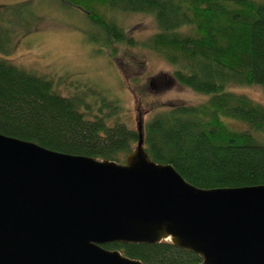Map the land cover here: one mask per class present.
Returning <instances> with one entry per match:
<instances>
[{"label": "trees", "instance_id": "16d2710c", "mask_svg": "<svg viewBox=\"0 0 264 264\" xmlns=\"http://www.w3.org/2000/svg\"><path fill=\"white\" fill-rule=\"evenodd\" d=\"M66 1L77 6L84 1L87 15L108 42L135 43L104 10L95 9L94 1L110 10L152 13L158 30L144 45L174 65L169 75L176 81L210 93L203 102L163 108L142 122L144 146L153 160L171 162L186 180L202 187L264 183V103L228 85L264 87V0ZM23 12L16 8L11 16L22 17ZM100 103L94 112L85 92L62 94L48 75L0 56V132L56 150L123 162L138 140V129L119 118L110 120L118 116L116 102ZM227 118L247 126L234 127ZM104 246L150 264L200 260L196 252L168 239Z\"/></svg>", "mask_w": 264, "mask_h": 264}, {"label": "water", "instance_id": "95a60500", "mask_svg": "<svg viewBox=\"0 0 264 264\" xmlns=\"http://www.w3.org/2000/svg\"><path fill=\"white\" fill-rule=\"evenodd\" d=\"M137 129L123 162L0 132V264H150L104 244L167 239L195 264H264V183L195 185Z\"/></svg>", "mask_w": 264, "mask_h": 264}, {"label": "rangeland", "instance_id": "374dc122", "mask_svg": "<svg viewBox=\"0 0 264 264\" xmlns=\"http://www.w3.org/2000/svg\"><path fill=\"white\" fill-rule=\"evenodd\" d=\"M84 1L0 0V56L54 80L62 94L85 92L94 112L102 99L116 102L119 118L137 128L157 111L179 103H199L210 93L194 90L169 74L174 65L144 42L158 30L152 13L114 9L93 2L124 28L135 41H107L103 30L87 15ZM18 8L22 17L11 16ZM154 83H152V79ZM264 103V87L257 83H229ZM106 110L105 108H103ZM243 128V121L227 118ZM259 135V133L257 132Z\"/></svg>", "mask_w": 264, "mask_h": 264}]
</instances>
